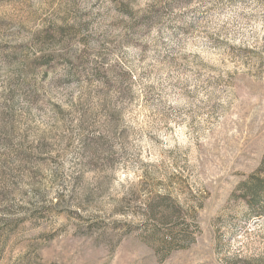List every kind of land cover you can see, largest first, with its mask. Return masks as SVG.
I'll return each mask as SVG.
<instances>
[{
	"label": "rangeland",
	"instance_id": "obj_1",
	"mask_svg": "<svg viewBox=\"0 0 264 264\" xmlns=\"http://www.w3.org/2000/svg\"><path fill=\"white\" fill-rule=\"evenodd\" d=\"M263 157L264 0H0V264L264 259Z\"/></svg>",
	"mask_w": 264,
	"mask_h": 264
},
{
	"label": "trees",
	"instance_id": "obj_2",
	"mask_svg": "<svg viewBox=\"0 0 264 264\" xmlns=\"http://www.w3.org/2000/svg\"><path fill=\"white\" fill-rule=\"evenodd\" d=\"M230 201L239 203L241 219L244 222L264 219V157L258 169L237 186L231 194ZM3 250L0 248V261L3 258ZM249 264H264V259L248 261Z\"/></svg>",
	"mask_w": 264,
	"mask_h": 264
}]
</instances>
